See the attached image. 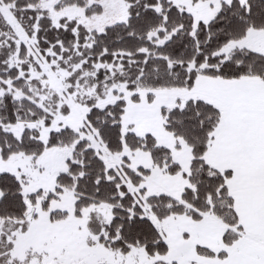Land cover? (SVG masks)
Wrapping results in <instances>:
<instances>
[{
	"label": "snow or ice",
	"instance_id": "snow-or-ice-1",
	"mask_svg": "<svg viewBox=\"0 0 264 264\" xmlns=\"http://www.w3.org/2000/svg\"><path fill=\"white\" fill-rule=\"evenodd\" d=\"M0 264H264V0H0Z\"/></svg>",
	"mask_w": 264,
	"mask_h": 264
}]
</instances>
